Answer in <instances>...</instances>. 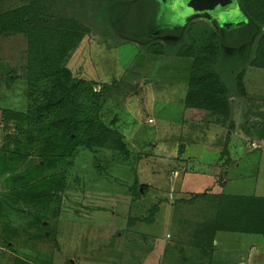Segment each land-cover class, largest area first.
<instances>
[{
    "label": "rangeland",
    "instance_id": "1",
    "mask_svg": "<svg viewBox=\"0 0 264 264\" xmlns=\"http://www.w3.org/2000/svg\"><path fill=\"white\" fill-rule=\"evenodd\" d=\"M27 3L0 0V14ZM46 11L47 20L86 29L62 67L99 93L93 112L119 130L124 148L76 145L55 164L43 165L42 147L25 144L13 127L4 130L1 110H22L29 87L26 39L19 34L0 39V264L16 259L26 264H207L196 253L194 230L200 220L213 217V202L233 195L264 197V138L260 128L248 136L242 130L255 119L264 127V113L260 117L258 111L264 112V71H246L249 100L244 102L234 89L231 72L237 67L228 63L239 56L226 51L238 45L236 26L246 22L237 0L211 11L218 28L187 0H48ZM151 28L160 29L162 37L149 36V43ZM222 33L225 50L219 46L225 55L216 69L231 90L226 122L186 105L192 64L174 55L180 43L193 39L198 55L208 56ZM132 37L138 41L131 42ZM7 75L12 82H6ZM16 138L21 145L15 146ZM179 144L196 160L186 164L188 176L183 168L172 169ZM14 152L20 157L16 161ZM220 155L218 164L214 160ZM26 168L38 171L44 183L56 179L45 194L56 193L58 201L47 204L46 197L31 204L26 187L12 183ZM34 179L30 175L25 182ZM202 191L213 201L191 194ZM215 238L210 264H264V236L218 232Z\"/></svg>",
    "mask_w": 264,
    "mask_h": 264
},
{
    "label": "trees",
    "instance_id": "2",
    "mask_svg": "<svg viewBox=\"0 0 264 264\" xmlns=\"http://www.w3.org/2000/svg\"><path fill=\"white\" fill-rule=\"evenodd\" d=\"M23 1L28 3L0 14V39L18 34L26 39L25 80L30 89L25 95L26 105L22 110L12 108L1 110L4 130L7 132L13 127L25 144L42 147V162L48 166L53 165L49 164L52 162L55 164L57 159L64 156L63 154L74 152L76 145L122 150L124 145L119 130L109 127L93 112L97 109L99 93L93 92L92 86L86 85L83 79L75 78L69 69L62 67L68 54L82 40V33L86 32V29L77 25L72 26L69 22L61 25L52 22L50 18L47 20L45 12L48 0ZM237 3L246 16V22L236 26H240V42L233 46L236 48L230 47L231 50L226 48V51L228 55L233 52L240 58L239 60L229 58L228 63L237 67L236 71L231 72L234 75V89L241 98H244L246 96L244 76L247 69H264V0H237ZM213 22L218 28V23L215 20ZM188 23L186 20L185 26ZM150 31L151 34L146 35V41L150 43V37L154 38L153 40L161 39L160 29L151 28ZM174 33L172 36L179 37V34ZM221 37L220 42L218 41L208 56L198 55L197 45L193 39L180 43L174 55L189 58L192 64L187 83L186 105L205 114L220 115L226 122L230 116L231 90L216 69L225 55L219 46L221 44L225 50L223 33ZM131 39V42L138 41L137 37ZM237 63L240 64L237 66ZM12 80L9 75L6 76L7 83ZM71 135H75V139H72ZM18 141L16 138L15 146L21 145ZM184 148L183 145H179L180 155L176 161H186L181 159ZM19 158L14 152L13 160ZM22 174L25 176L20 174L15 176L12 183L19 182L26 187L31 204L35 205L39 199L46 197L47 204L53 199L58 201L60 197L56 193L45 194L56 186L57 181L54 177L44 183L45 179L39 178L38 171L34 169L29 172V168H26ZM30 175H35L37 179L25 182V177ZM194 195L213 201L205 192ZM20 197L28 200L25 196ZM213 204L216 208L214 220L211 221L213 233L229 231L264 236V197L233 195L225 199L219 198L217 203ZM202 230L203 233L207 229ZM14 264L26 263L16 259Z\"/></svg>",
    "mask_w": 264,
    "mask_h": 264
},
{
    "label": "crops",
    "instance_id": "3",
    "mask_svg": "<svg viewBox=\"0 0 264 264\" xmlns=\"http://www.w3.org/2000/svg\"><path fill=\"white\" fill-rule=\"evenodd\" d=\"M206 18V17H205ZM240 58H238L237 60H239ZM228 61H230V60H228ZM238 64H240V63H238ZM254 70L255 68H248L247 70ZM259 70H261V71H264V69H259ZM245 83H246V77L244 76V86H245V89H246V85H245ZM248 93V91H246V94ZM244 102L245 101H248L249 100V96H245L244 97ZM250 103H255V102H253V101H251ZM260 113L262 112V114H260L261 116L260 117H262V115H263V111H261L260 109L258 110ZM256 120V119H255ZM254 120V121H255ZM254 121H252L250 124H248V127H246V129H242L243 130V132H244V134H245V136H248V135H250V133L251 132H255V130L257 129H261V130H259L260 132H261V134H262V136L261 137H259L260 138V140H263V131H264V127L262 126L263 125V123L261 124L260 122H258L259 124H254L255 122ZM215 129H217L218 130V128H215ZM196 132V131H195ZM240 135H242L243 136V134H242V131L240 130ZM245 136H243V137H245ZM200 140H202V139H200ZM180 145V144H179ZM208 146H210V144H208ZM259 146V145H258ZM257 145H256V143L254 142V149H256L257 147H258ZM226 147L227 146H225V149L224 150H226V151H228L227 149H226ZM212 149H213V147H211ZM223 150V151H224ZM185 152H186V147L184 148V151H183V154L181 155V159H185L186 161H181V160H178L175 164H176V167L174 166L172 169H174V168H177V169H180V168H183V170L186 172L187 171V169H186V164L188 163V164H191V162H189V161H192L193 163L194 162H196V160L194 159V158H191L190 156H186L185 155ZM227 156V153H223V156ZM178 156H176L174 159H176ZM215 162H217L218 164L221 162V155L220 156H217L216 157V159L214 160ZM176 170V169H175ZM182 170V171H183ZM188 172H186V175L188 176ZM186 175H183L182 177V179H183V181L184 182H186V183H188V179H187V176ZM185 178H186V180H185ZM201 178V177H200ZM182 181V182H183ZM192 191H198V190H192ZM185 193H188V190H183V192L181 193V194H185ZM198 193H203V191L202 192H198ZM198 193H191V194H198ZM190 195V193H188V196ZM200 199H202V198H200ZM198 200V199H197ZM206 200V199H205ZM179 201H181V202H183V203H188V202H185L183 199H181V200H179ZM195 201H193L192 203H194ZM215 207V206H214ZM215 211H216V208H215ZM215 215V214H214ZM214 215H213V217H214ZM213 217H211L210 219H203V221L202 220H200L201 221V223L200 224H198L197 225V228H196V230H194L195 232H194V236H195V240H197L196 241V247H197V250H196V253L198 254V255H201V256H203L204 257V259L203 258H200V259H203L204 261H205V263H207V264H210V263H212V255H213V253H214V249H215V245H214V243H215V241H216V238H215V236H216V233H218V232H229V231H216V232H212L211 231V223L213 222V220H214V218ZM212 221V222H211ZM207 229V230H205V232H203L202 233V229ZM231 233H238V234H240L239 232H231ZM242 234H245V233H242ZM249 235H252V234H249ZM260 236V235H259ZM156 245H158V243H156Z\"/></svg>",
    "mask_w": 264,
    "mask_h": 264
},
{
    "label": "water",
    "instance_id": "4",
    "mask_svg": "<svg viewBox=\"0 0 264 264\" xmlns=\"http://www.w3.org/2000/svg\"><path fill=\"white\" fill-rule=\"evenodd\" d=\"M232 0H187V6L196 7L197 9H202L204 11V15L201 16L207 18V15L210 19H212L210 13L213 9H215L220 4H225L227 2L230 3Z\"/></svg>",
    "mask_w": 264,
    "mask_h": 264
},
{
    "label": "flooded vegetation",
    "instance_id": "5",
    "mask_svg": "<svg viewBox=\"0 0 264 264\" xmlns=\"http://www.w3.org/2000/svg\"><path fill=\"white\" fill-rule=\"evenodd\" d=\"M212 21H213V19H212Z\"/></svg>",
    "mask_w": 264,
    "mask_h": 264
}]
</instances>
